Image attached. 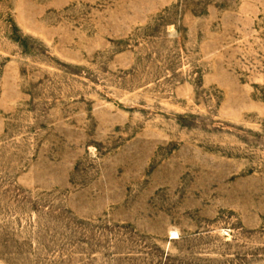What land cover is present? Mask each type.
<instances>
[{
	"label": "rangeland",
	"instance_id": "obj_1",
	"mask_svg": "<svg viewBox=\"0 0 264 264\" xmlns=\"http://www.w3.org/2000/svg\"><path fill=\"white\" fill-rule=\"evenodd\" d=\"M0 264H264V0H0Z\"/></svg>",
	"mask_w": 264,
	"mask_h": 264
}]
</instances>
